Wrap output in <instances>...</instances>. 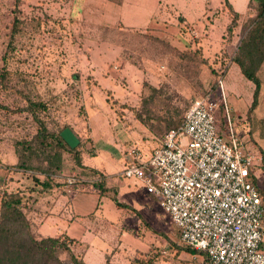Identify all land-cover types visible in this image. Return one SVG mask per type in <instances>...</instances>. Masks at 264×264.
I'll use <instances>...</instances> for the list:
<instances>
[{
  "label": "rangeland",
  "instance_id": "374dc122",
  "mask_svg": "<svg viewBox=\"0 0 264 264\" xmlns=\"http://www.w3.org/2000/svg\"><path fill=\"white\" fill-rule=\"evenodd\" d=\"M207 1L195 38L188 30L195 31L191 23L179 27L184 21L179 16L160 30L94 29L70 14L71 0H0V197L44 180L49 162L56 165L52 138L62 127L90 143L91 155L124 156L130 148L147 154L180 122L193 99L221 85L233 130L255 157L251 174L264 193V61L256 72L260 90L254 106V84L232 62L258 14V2L249 1L233 23L225 2ZM217 18L218 33L211 38L208 28ZM29 101L45 110L32 112ZM42 139L51 145L44 147ZM65 158L82 179L96 177ZM131 183L119 199L151 221L158 239L152 264H202L179 243L157 200ZM128 227L140 240V228L130 220ZM138 259L148 264L145 253ZM44 261L37 258L34 264ZM58 261L66 263L67 255H58Z\"/></svg>",
  "mask_w": 264,
  "mask_h": 264
},
{
  "label": "built area",
  "instance_id": "2783aa9c",
  "mask_svg": "<svg viewBox=\"0 0 264 264\" xmlns=\"http://www.w3.org/2000/svg\"><path fill=\"white\" fill-rule=\"evenodd\" d=\"M220 109L227 128L223 136L216 126ZM124 156L122 177L158 200L179 243L203 254L205 264H264V209L251 180L255 157L233 130L222 85L193 99L179 125L149 153L130 148ZM65 157L61 175L68 194L99 180L82 179Z\"/></svg>",
  "mask_w": 264,
  "mask_h": 264
},
{
  "label": "crops",
  "instance_id": "0c3cea01",
  "mask_svg": "<svg viewBox=\"0 0 264 264\" xmlns=\"http://www.w3.org/2000/svg\"><path fill=\"white\" fill-rule=\"evenodd\" d=\"M228 2L236 4L234 8L238 5L243 9L235 11L237 14L246 13L249 0ZM207 3V0H121L119 4L110 0H71L70 14L80 20L78 24L93 26L94 29L118 27L124 30H160L175 24L179 16L184 18L179 27L191 23L198 31L205 21L203 16ZM210 6L216 7L215 4ZM224 15L225 12H221L218 17L223 18ZM218 23L217 18L213 26H209V37L217 35ZM228 82H225L226 88H229ZM90 147V143L81 147V165L88 173L94 171L96 176L102 175L101 190L84 182L80 184L82 190L76 191L77 195L73 197V193H67L62 175L58 173L53 175L52 183L47 187L42 185L44 180L38 179V184L35 181L27 183L21 191H14L24 196L26 216L33 231L42 238L65 239L84 264H144L138 259L142 252L152 263L153 248H157L158 239L151 221L137 206L119 199L124 185L129 187L130 182H134L135 187L141 188V185L122 177L125 156L115 157L105 151L91 155ZM130 197L136 202L134 195ZM117 203L125 207H119ZM128 220L140 228V240H135L134 229L128 227ZM190 254L205 264L203 254L195 251Z\"/></svg>",
  "mask_w": 264,
  "mask_h": 264
},
{
  "label": "trees",
  "instance_id": "16d2710c",
  "mask_svg": "<svg viewBox=\"0 0 264 264\" xmlns=\"http://www.w3.org/2000/svg\"><path fill=\"white\" fill-rule=\"evenodd\" d=\"M110 1L118 4L121 2V0ZM255 1L258 2V14L252 22L251 29L242 39L236 56L232 60V62L240 69L243 77L254 84L252 106L256 104L260 90V81L256 76V72L264 61V0ZM224 2L225 6L233 15L232 22L234 23L238 14L232 9L228 0H224ZM210 93L214 94L216 91ZM206 94H209V92ZM206 94L202 96H205ZM29 106L32 109V112L39 107L42 108V110H45L44 106L32 103L31 101H29ZM179 123L176 126H178ZM216 126L218 128V133L223 136L226 122L221 109L217 113ZM64 129H70L72 131L69 126H64L57 132L54 138H52L53 141H55V149H58L54 154L56 156V161L53 163L56 165L52 167V162H49V171H44L45 177L42 184L44 187H47L52 183L53 175H57L62 172L65 166L64 157L66 155L72 159L75 166L79 167L81 170H85L82 168L80 156V149L85 143H82L83 141H81V139L72 131V133L77 137L79 143L75 148H71L61 137V132ZM41 142L44 147L51 145V143L46 144L45 139H42ZM49 154L50 151L46 153L48 158L50 156ZM87 173L88 172H85L84 174ZM92 173L96 175V172L93 171ZM98 178L99 180L91 184L95 188L101 190V185L104 179L101 174ZM251 180L258 190L264 209V193L259 191L256 186L255 178L252 174ZM34 181L37 184L39 183V180L37 179H34ZM23 201L24 196L20 192L4 191L0 197V264H34V260L37 258H44V264H48L50 262L53 264H84L82 259L70 249L68 242L65 239L51 237L42 238L36 235L26 216ZM116 205L119 207L123 206L118 203ZM188 250L190 253L194 252L189 248ZM64 253L68 257V261L66 263L58 261V255ZM148 264L152 263L148 262Z\"/></svg>",
  "mask_w": 264,
  "mask_h": 264
},
{
  "label": "water",
  "instance_id": "95a60500",
  "mask_svg": "<svg viewBox=\"0 0 264 264\" xmlns=\"http://www.w3.org/2000/svg\"><path fill=\"white\" fill-rule=\"evenodd\" d=\"M61 137L71 148H75L79 143L77 137L72 133L70 129H64L61 132Z\"/></svg>",
  "mask_w": 264,
  "mask_h": 264
}]
</instances>
